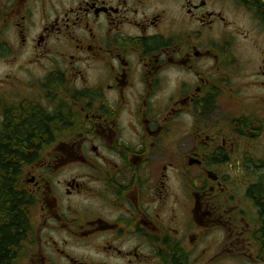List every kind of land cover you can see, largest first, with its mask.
<instances>
[{
    "label": "flooded vegetation",
    "instance_id": "af4514ba",
    "mask_svg": "<svg viewBox=\"0 0 264 264\" xmlns=\"http://www.w3.org/2000/svg\"><path fill=\"white\" fill-rule=\"evenodd\" d=\"M259 39L264 0H0V167L29 201L2 246L0 191L2 264H198L210 229L264 253L234 203L264 165Z\"/></svg>",
    "mask_w": 264,
    "mask_h": 264
},
{
    "label": "rangeland",
    "instance_id": "374dc122",
    "mask_svg": "<svg viewBox=\"0 0 264 264\" xmlns=\"http://www.w3.org/2000/svg\"><path fill=\"white\" fill-rule=\"evenodd\" d=\"M235 27L240 29L241 32H243L242 35H239V37L233 44V48H238L240 54H242V60L239 63L241 66L240 74L243 76V78L240 80V78L238 77L235 80L234 77L232 78V80L241 83V85L243 86H249V82L253 79L250 78L251 70H253V68H257V65L263 58V54L259 52L260 50H256V47L254 46L256 40L253 39L251 35H248V32H253L252 22H250L249 19L244 18L241 20L238 17L236 23L233 24V28ZM244 33H246V35H244ZM258 43L262 46V49H264L263 39H259ZM22 59H24V56L19 57V60ZM229 68L237 71L232 66H230ZM1 71L3 73L4 71H6V68L3 67ZM230 75L232 76L233 74L230 73ZM243 93L249 95L252 93L260 92L254 88L246 87V89L243 90ZM222 106L223 108H230L231 104L228 102H222ZM242 143L244 146L246 145L245 142ZM245 148L249 150L250 155L253 157V159L259 160L264 163V136L259 137L258 140H256L255 142L253 141L252 143H250V145H247ZM250 166L251 169H247V173L250 175H254L256 177V182L258 180H262L261 175L264 174V165H258L257 168L253 167L252 165ZM244 192L245 189L241 188L240 193H237L236 195L234 203L237 204L239 209L243 210V214L247 220V229L249 228L250 230L256 228V226L258 225V214L253 202H251L245 196ZM208 235V240L212 245L206 248L208 249L209 256L207 257V259L205 258L203 260L204 257L200 259V261H198V264H262L261 262L264 258L261 256V254L256 251L255 248L251 247L250 245L244 244L240 249L236 250L234 249V246H230L232 240H230L228 237L227 239L223 238V240H220V237L218 236L216 230L210 229Z\"/></svg>",
    "mask_w": 264,
    "mask_h": 264
},
{
    "label": "trees",
    "instance_id": "16d2710c",
    "mask_svg": "<svg viewBox=\"0 0 264 264\" xmlns=\"http://www.w3.org/2000/svg\"><path fill=\"white\" fill-rule=\"evenodd\" d=\"M7 154L9 155V157L11 156L10 152H7ZM11 159H13V157ZM261 179L262 180L252 185L249 194L250 197H252L255 202L254 205L258 210L259 223L261 224V229L264 233V174L261 175ZM0 191L4 193V196H2L3 199H2V209H1L2 212L1 233H2V246H5V244L3 245V243L4 241L6 242L7 240L6 238H9L10 240V238L12 237L10 234L12 230L11 227L13 224V216H14L13 214L16 213L18 214L17 231H18L19 241L23 240L27 234L26 230H24V227L22 225L25 224L26 222L25 208H27V204L29 203V201L22 198L25 192L20 189V191L18 192V197H19V204L17 207L18 210H16V208L13 207L12 198H13L14 190L12 188V180H11V165L10 167H6V166L0 167ZM31 209L32 207H30L29 210ZM260 254L264 258V253L261 252ZM2 262H4V260L3 261L0 260V264H2Z\"/></svg>",
    "mask_w": 264,
    "mask_h": 264
}]
</instances>
